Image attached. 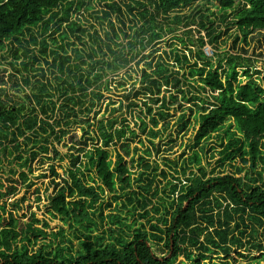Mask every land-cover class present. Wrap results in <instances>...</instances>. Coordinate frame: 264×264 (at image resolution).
Masks as SVG:
<instances>
[{"label": "trees", "instance_id": "1", "mask_svg": "<svg viewBox=\"0 0 264 264\" xmlns=\"http://www.w3.org/2000/svg\"><path fill=\"white\" fill-rule=\"evenodd\" d=\"M88 1L0 0V59L5 50L15 61L23 57L19 66H10L18 75L25 72L22 83L31 86L24 102H13L0 91V264H178L180 257L185 262L179 264H206L210 254L228 257L234 253V261L246 258L237 252L246 246L264 259V182L259 173L262 186L243 182L264 165V75L259 77L260 72H255L258 77L254 79L251 62L241 56L227 57L224 68L221 59L214 66L205 62L202 51L198 52L196 59L204 66L194 64L187 74L189 81L184 78L195 95L183 100L204 102L199 96L207 93L211 103L197 112L192 149L213 137L219 139L216 134L230 122L226 133L235 127L239 137L231 134L232 139L221 144L223 150L218 155L222 163L240 154L239 163L233 174L208 177L199 153L192 152L181 158V165L168 160L169 171L158 172L157 165L149 163V148H130L142 135L154 147L152 141L160 135L156 118L149 117L148 123L141 119L137 133L118 117L138 107L139 97L154 105L160 103L163 109L166 94L168 101L174 99L172 91L183 94L184 83L176 76L178 71L158 62L152 71L141 72L137 90H124L117 106L105 105L112 107L110 114L116 116L90 123V114L96 118L104 105V92L112 85L124 87V82L114 78L134 60L131 51L137 43L144 46L138 32L129 37L119 29L128 39L124 46L113 42L109 33L100 36L94 27L72 19L74 13L91 9ZM147 1L152 13L144 4H135L143 9L138 16L142 20L149 16L152 23L158 16L205 2L220 10L222 23L229 20L237 32L235 39L246 42L249 36L264 33V0ZM107 7L123 15L119 4ZM124 9L132 13L133 7L128 4ZM201 17L211 24L207 32L210 37L213 22L208 16ZM181 19L185 18L176 17L178 22ZM118 21L125 26L124 21ZM108 24L117 39L113 24ZM140 29L149 33L148 43L160 37L155 28ZM204 44L200 39L199 45ZM182 59L175 56V63L187 62L185 56ZM147 67L150 70V64ZM30 72L39 73L41 79L37 75L31 78ZM10 78L13 88L22 91L17 76ZM143 105L150 116L151 106ZM83 125L87 130L95 127L96 144L74 135L67 153L59 154L53 142L60 143L72 127ZM138 143L143 145L141 140ZM111 147L112 154L108 151ZM50 152L52 160L68 161L66 178L57 181L59 175L50 166L52 193L46 197L45 206L50 219L38 220L27 205L28 219L23 222L27 215L18 217L17 208L33 196L40 201L41 187L36 188L29 179L32 166L38 161L45 163L38 158ZM129 166H136V171ZM245 170L241 178L239 174ZM158 176L159 191L152 188ZM45 178L41 175L36 181ZM106 210L111 212L104 215ZM123 210L131 216V225H126L119 214ZM51 220L66 225L72 239H65L63 224L50 230ZM138 220L144 224L135 227ZM257 229L262 230V243L255 242ZM73 241L78 242V249ZM149 243L161 246L159 250L168 255L154 256Z\"/></svg>", "mask_w": 264, "mask_h": 264}, {"label": "rangeland", "instance_id": "2", "mask_svg": "<svg viewBox=\"0 0 264 264\" xmlns=\"http://www.w3.org/2000/svg\"><path fill=\"white\" fill-rule=\"evenodd\" d=\"M88 2L91 6V9L80 10L76 14L74 13L71 18L79 19L84 26L90 25L94 27V29L98 31L100 36H103L105 33H109L110 37H112L114 40L113 42L124 46H126L128 39L124 37L123 33H121L119 29H122L123 32L129 37L135 36V33L138 32V34L143 39L144 46L142 48L137 43L133 51H131L133 57L135 56L134 60H132L128 67L124 68L122 71H119L114 78L116 82H124V87L116 88L114 87V85H112L110 87V91L104 92V105L96 118H94L93 113L90 114L89 122L92 123L94 120L97 121L102 118L104 120L111 119L112 117L116 116L117 114H110V110L112 107L105 108V105H107L109 102L114 103L115 106H117L118 103L123 99L122 96L126 91L137 90L139 88L141 72L143 70H147V72L152 71L156 64L162 61V63L169 66L170 71L179 72L176 76L181 79L182 83H184L182 87L183 94H177L172 91L170 94L173 95L174 99L169 101V94H166L163 109L160 106V103L154 105L149 102L148 99L139 97L136 99L138 107H135L131 111H128L126 113H122V116L118 117V120L125 119L128 123L129 128L137 133L141 119L145 120L148 123L149 117L153 116L158 121L157 130H160V135L156 139H154V141H152L154 147L151 146L147 141L146 136L142 135L138 140L130 145L131 150L134 147L139 149L142 148L141 150L149 148L151 150L149 163L153 165L156 164L158 167V172L159 170H165L167 172L169 171V169L166 167L168 160L177 162L181 165L184 158L190 156L192 152H197L201 157V164L207 171L208 177L229 173L233 174L235 171L234 168H236L239 163L240 154L222 163L220 162L221 156L218 155V153L223 150L221 144H226L227 141L232 139L231 134H235L236 137H239V133L235 127H233L228 133H226L227 127L230 122H226V124L216 134L219 139L213 137L202 142V146L192 149V139L194 136V130L196 129V118L202 108H207L209 106L211 100L207 99L208 94L206 93L205 95L200 94L199 96V98L204 99V102L195 101L186 103L183 98H191L195 95V91L192 89L191 85H189V82H184V78L185 80L189 81L187 79V74L189 72V69L194 64H197V68L201 67L204 64L196 59V56L200 51H202L203 55L205 56L206 63L211 61V63L216 66L218 60L221 59V64L224 68H226L227 57L241 56L243 59L249 60L251 62V73L254 74L255 72H260V75L258 76L262 77L264 75V69L262 67L264 64V33H255L249 36L246 42L241 41L240 38L235 39L237 36V32L234 27L229 26V20H227L225 23H222L219 20V17L221 15V13L219 12L220 10L205 2L196 3L187 8H181L172 13H169L168 16H158L154 23L151 22L149 16L146 17V20H142L138 16V14H141L143 12V9L136 5L135 2L144 4L147 10L152 13V8L148 6L147 0H89ZM112 3L120 5L121 12L123 13L121 17L118 16L119 14L113 13L108 9L107 6L111 5ZM128 4L133 7L132 13H129L126 9H124V6ZM201 16H208V18L213 22L212 28L214 32L210 37H208L207 32L209 31L208 28L211 24H209L206 19L202 18ZM176 17L185 19H181L180 22H178L176 20ZM119 19L125 22L124 27L119 24ZM109 22H111L114 26L115 33L118 37L117 39H115L113 37V34L111 33L108 24ZM201 24L205 25V28H202ZM149 27L155 28V32H157L160 37L148 43L147 40L149 38V33H144L143 29L141 30L140 28L148 30ZM131 28L133 30H130ZM214 37L217 38L216 41H213ZM72 39L73 38H71V40ZM200 39H202L205 43L203 47L199 45ZM87 40L88 39L85 38L84 41L86 42ZM209 40L212 41L210 42ZM139 41L140 39H137V42ZM116 50H119V48H117ZM126 50L125 52H127ZM68 53L70 54V50L68 51ZM1 54L2 58L0 59V91H3V93L10 97L13 102H24V96L30 94L31 91V86H25L22 83L21 77L26 76V73L23 72L22 76L18 75L10 66V63H16V65L19 66L18 64L22 60H24V58L21 57L18 61H15L12 55L6 52V50ZM128 54H130V51ZM175 56H178L180 60H183L182 58L183 56H185L187 62L184 63L182 61L181 65L176 64ZM40 64L41 67L46 70L47 67L42 61H40ZM147 64H150V70L147 67ZM239 72H241L240 69ZM38 74L39 73L34 74V72H30L28 75L33 78L34 75L38 76ZM11 75L17 76V83L20 85L22 91H16L13 88L12 85L14 80L13 78H10ZM256 76L257 75L254 74L253 78L256 79ZM37 78L41 79L39 76ZM32 81H34V79H32ZM258 83L260 84L259 81ZM144 102L148 106H151L152 112L150 116L146 114V107L143 105ZM94 128L95 127L92 126L87 130L85 125L81 127H72L69 131L70 134L66 135L60 143L53 142V147L59 152V154L64 156L68 151V147L70 146L71 137L74 135H76L77 138L81 141L87 139L88 144H96L97 140L93 131ZM139 140L142 141L143 145H140L138 143ZM97 144L99 145L100 143L98 142ZM201 148H203V152H200ZM113 150V147L108 149L111 154L113 153ZM130 153L132 156L133 152ZM182 157L183 159H181ZM51 158H53L52 152H50L48 155H40L38 160L42 159L45 161V163H39L40 161H38V163L35 162L32 166L33 172L29 175V179L36 183L34 184L36 188L41 187V192L39 194L40 201L37 202L35 196H33L29 201L21 204L20 209L17 208L18 217L22 214L27 215V217L23 219V222H26V220L28 219V212L26 208L27 205H31V212L35 213L38 220L42 221L45 218L47 220L50 219V217L46 213L45 208L46 197L52 193V185H50L52 174L49 168L50 166L54 167L55 172L59 175V179H57V181H60L62 178H66V176L64 175L65 170L68 166L67 160H65L64 162H57L56 159L52 160ZM127 160L129 161V159ZM229 165L234 166L233 169L229 167ZM130 168L132 172L136 171V166ZM247 168H249L248 164H246V170ZM246 170L239 174L241 178L245 176ZM195 171L196 170L194 168L193 172ZM258 173L260 174L259 177L264 182V165H260L255 170V173L247 176L249 179L244 178V184H249L251 186H262V180L257 177ZM41 175H45L46 178L38 179V181H36V178ZM160 179V176L155 179V183L152 186L153 190L155 189V187L158 191L160 190L161 187L157 185V182H159ZM168 179L170 178L168 177ZM251 180L256 181L253 182ZM159 196H161V194ZM155 200L156 199H153V202H156ZM9 208L12 209V207ZM109 212L111 211L106 210L103 214L105 215ZM119 214L125 221L126 225L132 224L133 220L131 216L126 213V210L119 212ZM138 221L139 222L136 223L135 227H139L141 223L144 224V221ZM97 223L99 222L97 221ZM48 224L49 229L53 231L64 225L59 220L48 221ZM63 228L65 229V239L71 240L72 237L68 233L67 226L64 225ZM257 230L258 234L256 236L255 242L262 243V230ZM77 236H79V234H77ZM248 239V236H246L245 240ZM79 240H83V238L79 236ZM73 242L75 249H78V242ZM149 246L152 253L156 257H165L168 255L167 251L164 250V253H162L159 250L160 248H162L161 246H156L153 243H149ZM237 252H241L247 257L239 258L234 261V253H231L228 257H225L221 253L217 256L210 254L209 259L205 263L264 264V259L259 257L260 253L252 250L250 246H246V249L244 251ZM178 262L183 263L185 262V260L183 257H180Z\"/></svg>", "mask_w": 264, "mask_h": 264}]
</instances>
